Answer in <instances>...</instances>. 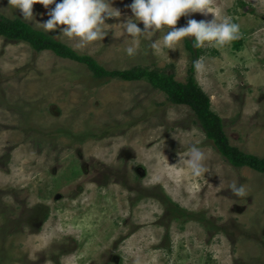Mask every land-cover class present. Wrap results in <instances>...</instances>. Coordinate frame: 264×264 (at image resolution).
Wrapping results in <instances>:
<instances>
[{
	"label": "rangeland",
	"instance_id": "rangeland-1",
	"mask_svg": "<svg viewBox=\"0 0 264 264\" xmlns=\"http://www.w3.org/2000/svg\"><path fill=\"white\" fill-rule=\"evenodd\" d=\"M131 2L112 0L121 16L106 20L102 41L79 47L59 29L48 34L107 70L163 71L182 83L202 59L207 72L192 74L228 142L263 157L264 0H210L218 21L241 25L242 38L223 48L189 49L187 37L167 49L159 31L129 57L119 23ZM52 7L34 4L28 21L0 0V14L42 31ZM212 18L192 13L176 27ZM193 145L209 169L199 178L187 167ZM0 264H264V173L227 161L198 113L147 78L95 77L0 35Z\"/></svg>",
	"mask_w": 264,
	"mask_h": 264
},
{
	"label": "clouds",
	"instance_id": "clouds-1",
	"mask_svg": "<svg viewBox=\"0 0 264 264\" xmlns=\"http://www.w3.org/2000/svg\"><path fill=\"white\" fill-rule=\"evenodd\" d=\"M10 3L28 21L34 20V4L39 3L45 9L54 5L47 12L49 18L37 24L47 34L59 29V35L76 39L79 47L102 41L108 34L105 30V25H108L106 20L121 16V12L112 6V0H10ZM127 7L130 8L132 16L119 24L123 26L124 33L132 38V43L125 48L129 57L137 53L140 37L146 34L155 35L159 31H164L162 46L167 49H176L175 46L187 37L192 38V46L196 49L209 44L223 48L242 38L241 25L231 18L218 21L217 14L211 11L210 0H132ZM192 13H201L205 17L212 13L213 18L199 21L187 19L186 25L176 27L182 16L188 17ZM140 23L143 28L138 26ZM152 47L157 48L160 45L153 42ZM193 68L200 75L208 70L202 59L195 60ZM205 159V153L199 147L191 146L187 167L192 177L199 178L209 173L204 165ZM230 188L237 197L247 195L243 185L237 186L233 183Z\"/></svg>",
	"mask_w": 264,
	"mask_h": 264
},
{
	"label": "trees",
	"instance_id": "trees-1",
	"mask_svg": "<svg viewBox=\"0 0 264 264\" xmlns=\"http://www.w3.org/2000/svg\"><path fill=\"white\" fill-rule=\"evenodd\" d=\"M0 35L11 40L28 43L34 50H50L55 55L85 64L95 77H119L126 80L147 78L152 86L163 91L167 97L176 104L188 105L200 117L217 151L235 166H247L258 172L264 173V156L245 153L237 147L230 145L226 134L222 130L221 120L209 108V99L193 77V65L187 82L174 80L172 75L162 72L148 71L141 68L124 70H107L99 65L96 60L86 54H79L71 47L55 39L50 34L36 29L21 18H8L0 14ZM186 46L192 49V43L186 41Z\"/></svg>",
	"mask_w": 264,
	"mask_h": 264
}]
</instances>
